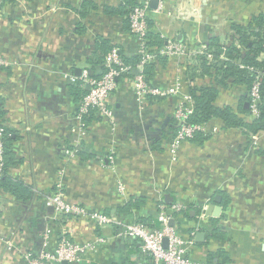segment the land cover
I'll return each mask as SVG.
<instances>
[{
	"label": "crops",
	"instance_id": "0c3cea01",
	"mask_svg": "<svg viewBox=\"0 0 264 264\" xmlns=\"http://www.w3.org/2000/svg\"><path fill=\"white\" fill-rule=\"evenodd\" d=\"M83 1L0 0V59L6 62L0 64V107L15 159L9 174L30 191L18 198L0 190V264H27L25 253L40 251L46 235L53 247L61 233L80 243L107 239L79 264H145L135 240L114 238L110 227L98 231L86 218L47 205L60 175L67 201L122 219L149 218L154 201L164 199L168 205H190L183 223L196 229L202 207L212 202L215 215H207L209 225L196 232L204 238L196 241L193 256L207 261L209 253L222 250L226 260L215 264H264V132L249 142L240 129L211 119L205 124L208 140L186 141L175 160L167 151L175 107L189 94L191 55L168 57L155 66L150 85L168 89L179 82L175 94L139 102L132 80L121 78L109 97L115 124L96 117L77 147L85 154L66 153L79 133L78 105L68 92L78 80L69 78L83 70L91 76L100 38L127 56L137 44L125 15L103 10L123 0H92L96 8L86 11ZM263 11L264 0H163V10L151 19L157 32L193 51L211 38L228 43L232 23H247ZM211 83L209 77L194 80L200 86ZM242 89L220 88L215 104L237 108ZM138 197L147 200L138 211L118 212ZM211 226L224 238L208 239Z\"/></svg>",
	"mask_w": 264,
	"mask_h": 264
},
{
	"label": "built area",
	"instance_id": "2783aa9c",
	"mask_svg": "<svg viewBox=\"0 0 264 264\" xmlns=\"http://www.w3.org/2000/svg\"><path fill=\"white\" fill-rule=\"evenodd\" d=\"M163 10V0H158L157 6L151 8L149 0H139L138 4L133 6L128 14L129 32L137 41L136 52L140 55V60L136 67L140 73L133 77L126 76L130 66L124 63L120 57L119 49L113 47L110 49L104 59L105 70L100 77H91L87 70H83L78 78H69L72 81L80 80L82 85L89 86L88 92L84 95L77 106L76 119L78 121V138L66 150L68 154H74L78 151V144L82 135L86 132L87 126L82 120V116L94 109L95 115L99 120L115 124V115L109 106V97L116 89L117 83L121 78L131 79L132 85L139 102H143L149 96H167L175 94L179 90V82L166 88H156L146 82L141 74L143 66L150 60L156 59V53L149 51L148 31L151 14L155 11ZM178 12L175 11V13ZM164 37L163 35H161ZM205 44L199 49L191 50L185 44L174 39L166 38V43L158 49V54L164 57L187 56L191 55L188 64L194 63L196 54L203 53ZM6 62L0 59V64ZM252 69V67L250 68ZM255 78L249 89V109L250 115L255 116L258 113L260 103V80L264 71L256 70ZM193 112V99L188 93L182 95L181 100L174 110V118L177 121L178 130L175 136L167 145V151L172 160L178 157L180 147L186 141H190L198 131H205V124H191L188 122L190 114ZM3 126H0V174L2 173L6 158L4 147ZM206 132V131H205ZM80 145V144H79ZM61 175L57 181L54 193L48 197L47 205L52 206L62 215L72 217H84L92 222L95 227H116L113 237L135 240L139 244L140 251L144 256L145 264H210L193 256L196 246V232L199 227L208 224L206 222L207 213L205 207H202L196 223V229L189 228L185 223L180 224L176 221L188 206L186 203L176 202L171 205L161 202L158 199L153 203V212H155V221L139 220L138 217L124 218L114 213H101L95 210H88L86 207L71 203L64 197ZM1 202V200H0ZM136 215V214H135ZM127 219V220H126ZM173 220V224L170 221ZM212 228V226H211ZM210 228V229H211ZM43 248L38 252L25 253L27 264H79L86 259L87 253L95 249L98 242L106 241V238L96 237L91 242L80 243L72 240L66 233L58 236L56 244L51 247L48 242V236H45Z\"/></svg>",
	"mask_w": 264,
	"mask_h": 264
},
{
	"label": "trees",
	"instance_id": "16d2710c",
	"mask_svg": "<svg viewBox=\"0 0 264 264\" xmlns=\"http://www.w3.org/2000/svg\"><path fill=\"white\" fill-rule=\"evenodd\" d=\"M139 0H123V4L117 8H112L108 5L104 6L106 13H120L125 15V20L129 30L128 14L138 4ZM92 0H84L82 2V11L96 8V4ZM81 11V12H82ZM148 41L149 51L156 53V59L150 60L144 64L141 74L148 84L151 83L155 74V66L158 61H166L167 57L159 55L158 49L166 43V38L162 37L156 31L154 22L149 20ZM232 33L229 35V41L226 44L218 42L215 38H211L210 42L205 44L203 53L196 54L194 63L186 66V79L190 83L189 94L193 99V112L188 118V122L193 124H207L211 119H219L224 123V128H238L246 136L248 141H251L252 136L264 132V75L260 80V103L258 105V113L255 116L250 115L249 109V89L255 78L256 70L264 71V11L252 16L247 23H232ZM115 47V46H113ZM107 44V41L100 38L97 49L101 53H95L92 61L91 77H100L104 72V59L107 52L113 48ZM124 63L130 66L126 76L133 77V69L140 60V55L134 51V54L127 56L119 52ZM252 67V69H250ZM209 77L212 83L209 85H196V78ZM242 87V93L237 105L233 108L230 105L224 104L218 106L215 100L218 96L220 88H229L231 86ZM68 92L72 99L77 102V105L88 92L85 85H82L78 80L74 84L68 86ZM248 103V105L246 104ZM94 109L90 110L82 116V120L86 126L90 125L97 116ZM4 112L0 107V126L5 129L4 132V147L6 163L2 173L0 174V190L9 192L18 198L29 197V189L23 181L13 178L9 174V168L13 163L14 154L11 151V134L3 124ZM249 116V118H247ZM251 116V117H250ZM175 119V118H174ZM177 121L174 120V127L171 130L172 138L177 133ZM211 137V134L205 131H198L195 136L190 139L192 142L203 143ZM78 154H85L84 149H78ZM143 197L132 198L123 207L119 209L121 214H130L133 211H138L146 203ZM166 203L164 199L160 200ZM227 201V200H226ZM168 205V204H167ZM191 206H187L183 213L176 217V221L183 224L184 219L190 216ZM199 212V211H197ZM155 212L149 214V218L138 216L139 220L155 221ZM98 231L99 227L96 228ZM113 232L117 229L113 227ZM208 239L224 238V235L219 229L211 228L207 231ZM226 253L222 250L208 254L207 262L215 264L216 260L219 263L220 259L225 262ZM221 264V263H220ZM223 264V263H222Z\"/></svg>",
	"mask_w": 264,
	"mask_h": 264
},
{
	"label": "water",
	"instance_id": "95a60500",
	"mask_svg": "<svg viewBox=\"0 0 264 264\" xmlns=\"http://www.w3.org/2000/svg\"><path fill=\"white\" fill-rule=\"evenodd\" d=\"M157 3H158V0H149V6H150L151 8H155L156 5H157ZM133 73H135V75H136V74L138 73L137 69H134V70H133ZM86 88L89 89V86H87ZM246 104L248 105V103H246ZM219 198H220V196H219V195H216V196H215V201H218ZM169 199H170V197H167V198H166V201H168ZM210 208L212 209L211 211H209ZM214 208H216V206H214V204H213L212 202H210V203L207 205V207H206V211H205V212H206L208 215H215V209H214ZM173 223H174L173 220H171V221H170V224H173ZM195 238H196V241H201V240H203V238H204V233H203V232H198V233H196Z\"/></svg>",
	"mask_w": 264,
	"mask_h": 264
}]
</instances>
